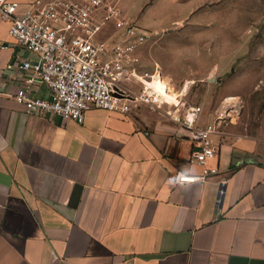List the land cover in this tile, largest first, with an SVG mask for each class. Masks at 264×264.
I'll list each match as a JSON object with an SVG mask.
<instances>
[{
	"label": "crops",
	"instance_id": "obj_1",
	"mask_svg": "<svg viewBox=\"0 0 264 264\" xmlns=\"http://www.w3.org/2000/svg\"><path fill=\"white\" fill-rule=\"evenodd\" d=\"M10 26L0 15V264H264L263 128L223 132L219 173L179 183L201 168L174 107L27 113L18 64L36 55Z\"/></svg>",
	"mask_w": 264,
	"mask_h": 264
},
{
	"label": "built area",
	"instance_id": "obj_2",
	"mask_svg": "<svg viewBox=\"0 0 264 264\" xmlns=\"http://www.w3.org/2000/svg\"><path fill=\"white\" fill-rule=\"evenodd\" d=\"M18 8L17 1L0 0L1 17L11 21L10 37L36 55L18 64L26 76L15 99L27 113L82 123L92 108L128 115L138 105L158 111L170 105L177 111L173 119L191 132L189 161L201 168L198 174L178 172L177 181H205L219 173L211 161L221 151V126L238 111L236 97L229 98L212 121L200 123L203 107L183 99L184 87L171 89L158 64L144 68L138 48L148 34L133 24L116 0H35L23 13ZM108 26L114 31L100 39ZM43 84L50 90L49 98L36 96V86Z\"/></svg>",
	"mask_w": 264,
	"mask_h": 264
},
{
	"label": "rangeland",
	"instance_id": "obj_3",
	"mask_svg": "<svg viewBox=\"0 0 264 264\" xmlns=\"http://www.w3.org/2000/svg\"><path fill=\"white\" fill-rule=\"evenodd\" d=\"M116 1L148 34L138 48L147 68L158 64L177 91L188 84L183 99L212 118L236 97L238 111L221 131L264 132V0Z\"/></svg>",
	"mask_w": 264,
	"mask_h": 264
},
{
	"label": "bare ground",
	"instance_id": "obj_4",
	"mask_svg": "<svg viewBox=\"0 0 264 264\" xmlns=\"http://www.w3.org/2000/svg\"><path fill=\"white\" fill-rule=\"evenodd\" d=\"M168 80V79H167ZM169 81V80H168ZM188 87V84L185 86V88L184 89H186Z\"/></svg>",
	"mask_w": 264,
	"mask_h": 264
}]
</instances>
